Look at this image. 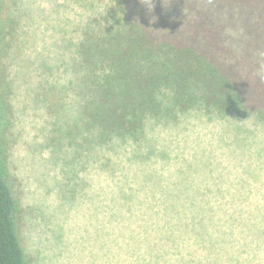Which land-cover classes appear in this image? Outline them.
Here are the masks:
<instances>
[{
	"label": "trees",
	"instance_id": "trees-1",
	"mask_svg": "<svg viewBox=\"0 0 264 264\" xmlns=\"http://www.w3.org/2000/svg\"><path fill=\"white\" fill-rule=\"evenodd\" d=\"M81 5L88 15L75 25L80 37L65 61L76 93L72 134L88 151H103L96 159L116 178L113 195L119 187L124 196L132 193L126 177L141 157L155 159L149 147L162 149L156 124L176 126L192 115L264 123V0H153L151 9L140 0ZM14 6V0H0V264H32L10 166L15 113L10 64L20 37ZM251 194L225 188L221 198L229 201L207 199L198 213L188 205L184 211L173 208L165 197L159 212L167 220L149 237L143 264H263L264 192L253 203ZM145 203L127 202L128 218L140 206L155 205ZM176 210L184 216H175ZM125 221L126 240L134 241L128 240L129 249L138 239L134 228L131 234L138 220ZM155 223L143 225L151 232L147 225ZM191 243L201 247L200 256L199 249H185Z\"/></svg>",
	"mask_w": 264,
	"mask_h": 264
},
{
	"label": "rangeland",
	"instance_id": "rangeland-1",
	"mask_svg": "<svg viewBox=\"0 0 264 264\" xmlns=\"http://www.w3.org/2000/svg\"><path fill=\"white\" fill-rule=\"evenodd\" d=\"M81 1L14 0L20 37L10 64L15 109L10 166L24 208L22 241L32 264H143L149 237L167 220L159 212L165 197L173 208L184 211L188 205L195 213L207 199L229 201L221 198L225 188L252 190L248 201H262L264 123L192 115L180 125L156 124L162 149L149 147L155 159L141 157L140 168L126 177L134 188L125 194L130 200L120 187L113 195L116 178L96 159L103 151H88L72 134L76 93L65 61L80 37L75 25L88 15ZM137 198L155 205L140 206L128 218L126 204ZM125 219L138 220L131 233L135 229L138 239L129 249ZM150 221L157 223L147 225L148 232L143 222ZM184 247L199 249L197 256L202 252L192 243ZM262 257L264 264V247Z\"/></svg>",
	"mask_w": 264,
	"mask_h": 264
},
{
	"label": "clouds",
	"instance_id": "clouds-1",
	"mask_svg": "<svg viewBox=\"0 0 264 264\" xmlns=\"http://www.w3.org/2000/svg\"><path fill=\"white\" fill-rule=\"evenodd\" d=\"M140 2L146 5L149 9H151L153 6V0H140Z\"/></svg>",
	"mask_w": 264,
	"mask_h": 264
}]
</instances>
